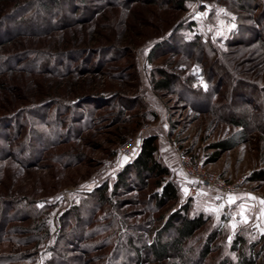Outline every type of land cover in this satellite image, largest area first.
I'll return each instance as SVG.
<instances>
[{
  "label": "rangeland",
  "instance_id": "374dc122",
  "mask_svg": "<svg viewBox=\"0 0 264 264\" xmlns=\"http://www.w3.org/2000/svg\"><path fill=\"white\" fill-rule=\"evenodd\" d=\"M147 135L168 172L139 180ZM178 151L239 188L191 195ZM183 215L204 222L157 259ZM262 244L264 0H0V264H264Z\"/></svg>",
  "mask_w": 264,
  "mask_h": 264
},
{
  "label": "trees",
  "instance_id": "16d2710c",
  "mask_svg": "<svg viewBox=\"0 0 264 264\" xmlns=\"http://www.w3.org/2000/svg\"><path fill=\"white\" fill-rule=\"evenodd\" d=\"M156 87H169L170 80L168 77L159 78L155 81ZM237 125L244 124L242 120L234 121ZM244 137L243 131H237L232 136H230L228 140V144L235 145L240 139ZM157 151V143L156 137L154 135H147L142 139L139 152L129 164L130 168L133 170L134 174L138 177L139 180H142L141 177L145 174L154 175V176H162L167 173L168 170L165 166L160 164L156 158L155 153ZM214 153L213 155H215ZM119 183L124 182V176L122 173L119 174L117 178ZM157 185H160V180L156 181ZM98 198L103 199V188L99 189ZM177 197L176 188L173 184L167 182L162 185L161 193L159 194V198L157 199V203H160L162 198L167 199H175ZM185 208V206L183 207ZM204 220L201 216L199 217H186L180 216L179 222H172L171 219L167 220V222L163 225L162 229L156 231L155 236L152 238L151 242L148 244V248L152 251L154 256L157 259H163L167 255H169L170 251H178L179 248L183 245V243L194 233L196 229H198ZM168 229H172L173 235L169 237L166 241H162V232H165ZM243 239L240 236H236L234 242L232 243V248L236 249L239 245L241 246ZM264 248V244L261 246ZM259 250L254 251V256L256 253L258 254ZM243 253V252H242ZM252 256L240 255L238 257V264H252L253 259Z\"/></svg>",
  "mask_w": 264,
  "mask_h": 264
},
{
  "label": "built area",
  "instance_id": "2783aa9c",
  "mask_svg": "<svg viewBox=\"0 0 264 264\" xmlns=\"http://www.w3.org/2000/svg\"><path fill=\"white\" fill-rule=\"evenodd\" d=\"M138 149L135 137L127 136L118 145V152L124 157L132 158ZM178 168L188 180V192L198 194L205 188L214 190L217 199L221 202L227 200L230 192L240 186L238 181L228 182L219 173L207 169L201 162L191 158L183 151H178Z\"/></svg>",
  "mask_w": 264,
  "mask_h": 264
},
{
  "label": "snow or ice",
  "instance_id": "6c2138e0",
  "mask_svg": "<svg viewBox=\"0 0 264 264\" xmlns=\"http://www.w3.org/2000/svg\"><path fill=\"white\" fill-rule=\"evenodd\" d=\"M232 199H233V198H231V197L229 198L230 201H231Z\"/></svg>",
  "mask_w": 264,
  "mask_h": 264
}]
</instances>
